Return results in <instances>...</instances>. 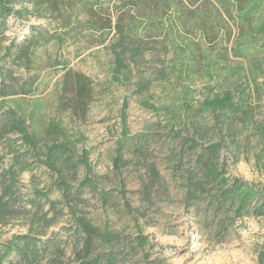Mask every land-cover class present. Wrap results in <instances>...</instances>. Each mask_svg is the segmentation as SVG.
<instances>
[{
  "label": "rangeland",
  "instance_id": "rangeland-1",
  "mask_svg": "<svg viewBox=\"0 0 264 264\" xmlns=\"http://www.w3.org/2000/svg\"><path fill=\"white\" fill-rule=\"evenodd\" d=\"M121 1L61 0L59 13L29 21L70 34L62 43L51 40L37 47L30 66L14 67L20 82L33 74L38 81L31 94L8 96L4 104L12 106L13 100L19 98L26 110L34 111L40 126L50 120L60 121L76 141V155L86 151L92 172L86 173L80 166L75 173L63 174L72 193L77 194L69 203L70 208L61 193L52 188L56 175L37 163L19 174L21 192L25 197H33L34 190L51 188L48 197L59 203L56 211L47 213L53 222L45 232L59 234L66 264H73L72 250L78 239L73 229L74 213L85 216L100 229L129 236V241L121 245L122 254L116 264H257V252L264 246V216L253 215L251 207L242 215H236L233 209L217 211L209 205L207 196L186 201L184 170L192 167L197 148L190 150L179 142L185 135H194L204 144L223 137L227 141L230 128L234 140L227 142L224 151L227 174L264 183V52L258 55L263 58L261 68L253 73L258 85L251 90L246 114L230 118V124H222L211 113H202L197 117L201 132L196 131L190 115L182 109L183 101L196 108L199 101L220 92L216 72L221 66L199 67L182 76L174 72L139 91L137 82L147 77L151 66H160L147 55L146 63L132 66L121 81H113L109 47L115 40L113 27L92 30L82 24L97 21L99 25L110 18L113 26ZM26 32L25 24L10 19L7 35L20 39ZM236 35L233 31L228 47ZM219 39L203 44L208 54L217 52ZM148 42L161 58H171L170 52L166 56L161 52L159 37ZM225 44L222 42V46ZM240 62L244 68L248 66L245 59L230 53L224 61L227 67ZM198 64H203V60ZM220 71L221 76L228 72ZM77 74L88 78V88H76ZM232 80L233 93L247 81L242 73ZM187 87L190 92L185 95L183 90ZM124 99L128 102L126 122L130 139L123 142L121 161L115 167ZM142 101L168 109L153 110L143 106ZM5 147L4 143L0 145V154ZM86 176L90 184L81 185ZM47 208L46 204L44 210ZM29 230L28 216L14 217L0 224V242ZM137 234L146 236L145 245L133 241Z\"/></svg>",
  "mask_w": 264,
  "mask_h": 264
},
{
  "label": "trees",
  "instance_id": "trees-1",
  "mask_svg": "<svg viewBox=\"0 0 264 264\" xmlns=\"http://www.w3.org/2000/svg\"><path fill=\"white\" fill-rule=\"evenodd\" d=\"M61 0H0V145L6 144L0 154V224L18 216H28L31 230L13 235L0 242V264H66L62 258L63 248L58 233L47 234L53 219L47 217L49 211H56L58 200L48 197L51 188L46 191L34 190L33 197H25L19 186L18 176L28 170L33 163L43 165L56 175L52 188L59 191L69 208L77 194L71 191V185L64 173H75L82 166L91 173L85 150L76 155V141L68 135L58 120H50L40 126L32 109L26 110L19 98L14 104L5 105L6 97L18 94H31L38 79L35 74L28 75L20 82L15 75V66H30L34 62L35 49L51 40L62 43L70 32L58 33L29 22L31 18L48 17L59 13ZM264 0H122L112 26L110 18L103 24L87 21L82 26L97 30L113 27L115 40L110 44L113 56L111 79L121 81L132 66L140 67L151 56L153 63L147 77L137 82L139 91L147 89L152 82L160 83L168 74L177 76L191 74L199 67L217 68L216 76L221 83V91L210 98L198 102L196 108L187 100L182 109L190 115L196 131H200L198 116L211 113L216 122L225 123L232 117L246 114L247 101L251 90L258 85L253 77L255 70L261 68L264 52ZM52 17V16H51ZM20 21L27 26L22 38L7 35L9 21ZM237 35L231 46H227L231 34ZM195 36L199 39L196 41ZM161 42L164 56L169 52L167 61L154 53L148 45L151 38ZM220 38L216 53L208 54L203 46L206 42ZM222 42L226 44L222 46ZM227 53L241 57L248 62L244 68L239 65L226 66ZM203 64H198L200 60ZM220 70H227L221 76ZM243 70V71H242ZM247 79L246 85L237 86V92L230 89L235 75ZM88 78L77 74L76 88H88ZM257 88V87H256ZM262 88V87H261ZM264 88V82H263ZM185 88L183 93L188 95ZM141 104L153 110L168 109L156 107L148 101ZM128 102L123 100L120 109L121 137L117 142L115 167L121 161L123 142H129L126 122ZM229 126V125H228ZM201 132V131H200ZM227 141L202 143L194 135L182 136L180 146L194 150L192 167L185 169L186 201L201 197L209 198V205L217 211L233 209L236 215H242L249 207L255 216H264V183L250 182L241 177L227 174V162L224 151L227 142L232 143L234 132L228 128ZM8 156L5 161L4 157ZM150 171L153 170L150 168ZM154 176V173L152 174ZM90 184L86 176L81 185ZM48 208L44 210V206ZM73 229L78 234L77 244L72 250L73 264H116L122 254L121 245L129 241V236L120 232L100 229L85 216L73 214ZM37 224V228L34 225ZM133 241L145 245V235L137 234ZM257 264H264V246L257 252Z\"/></svg>",
  "mask_w": 264,
  "mask_h": 264
}]
</instances>
